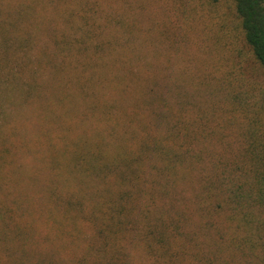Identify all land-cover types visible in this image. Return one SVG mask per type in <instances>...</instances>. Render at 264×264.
Instances as JSON below:
<instances>
[{"label": "trees", "instance_id": "16d2710c", "mask_svg": "<svg viewBox=\"0 0 264 264\" xmlns=\"http://www.w3.org/2000/svg\"><path fill=\"white\" fill-rule=\"evenodd\" d=\"M211 1L218 7L222 0ZM230 1L264 72V0ZM97 29L75 41L89 61L87 75H74L90 82L82 97L96 122L82 130L97 138H75L71 119L55 152L57 176L70 169L79 193H92L86 203L80 194L55 202L56 243L35 264H264V87L245 80L241 90L233 85L238 77L220 80L216 104L200 111L196 90L176 78L167 88L161 76L131 72L141 89L122 112L126 119H116L95 92L116 43L99 41ZM66 34L61 43L70 46ZM99 117L109 124L104 132ZM110 124L121 125L116 144ZM29 255L22 252V264Z\"/></svg>", "mask_w": 264, "mask_h": 264}, {"label": "rangeland", "instance_id": "374dc122", "mask_svg": "<svg viewBox=\"0 0 264 264\" xmlns=\"http://www.w3.org/2000/svg\"><path fill=\"white\" fill-rule=\"evenodd\" d=\"M211 2L0 0V264H22L23 251L30 254L26 264H35L37 254L56 243L55 202L80 194L70 169L57 176L55 152L71 119L75 138H97L82 130L96 122L82 97L90 82L74 77L87 75V51L75 42L86 39L87 27L99 28V41L116 43L95 86L99 103L112 108L115 118L126 119L122 112L138 98L140 82L131 72L144 80L161 76L167 88L176 78L186 91L196 90L200 111L216 104L220 80L238 77L233 85L241 90L247 80L264 87V72L246 45L234 3ZM63 33L70 46L61 43ZM102 119L99 132L109 128ZM111 126L116 144L121 125ZM209 147L220 151L213 143ZM89 188L78 195L85 203ZM65 225L64 233L70 232Z\"/></svg>", "mask_w": 264, "mask_h": 264}]
</instances>
